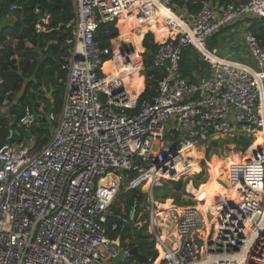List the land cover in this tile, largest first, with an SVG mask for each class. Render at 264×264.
<instances>
[{
  "label": "built area",
  "instance_id": "2783aa9c",
  "mask_svg": "<svg viewBox=\"0 0 264 264\" xmlns=\"http://www.w3.org/2000/svg\"><path fill=\"white\" fill-rule=\"evenodd\" d=\"M198 5L177 13L173 0H72L69 57L61 65L66 77L58 80L62 103L46 115L53 131L39 145L33 136L38 116L26 106L0 145V264H115L130 248L110 234L130 221L156 252L146 264H264V47L248 29L242 34L247 61L204 47L224 27L264 19V0ZM160 11L174 35L154 42L151 67L161 76L154 95L140 100L145 81L135 94L125 78H142L144 50L134 57L118 23L124 17L152 29ZM102 26L116 37L102 43ZM103 35L111 37L110 30ZM185 47L208 64L209 75L194 70L196 81L182 75ZM111 61L123 68L113 76L103 70ZM3 85L0 75V93ZM235 133L252 139L247 149L261 135L255 154L229 167L227 186L238 200L215 202L204 213L196 202L158 217L153 191L189 175L193 148ZM118 199L122 214L108 224Z\"/></svg>",
  "mask_w": 264,
  "mask_h": 264
},
{
  "label": "trees",
  "instance_id": "16d2710c",
  "mask_svg": "<svg viewBox=\"0 0 264 264\" xmlns=\"http://www.w3.org/2000/svg\"><path fill=\"white\" fill-rule=\"evenodd\" d=\"M212 1L221 5L231 3L237 4L238 2H247L248 0ZM5 2L6 0H0V43L3 46V49L0 52V75L4 81L0 93V104L6 99L9 100L5 115L7 118L9 117V120H12V124L9 123L8 125L9 121L0 116V138L2 137V139H5L10 128L14 127L15 122L22 116L24 108L29 106L38 116L37 124L33 128V136L37 139L38 144L41 145L48 140L54 128V124H51L46 120V115L49 111L58 113L62 103L63 88L58 80H64L66 77L65 72L61 70V65L65 64L66 59L69 57L66 41L69 39L70 33L69 30L66 29V25L73 17L72 0H11V5L14 6L15 9L10 12L8 17H6L7 23L4 24L2 9ZM198 2L199 0H173V6L177 13H180L185 9L194 12L198 10ZM9 16L12 17V19H9ZM46 16H49V18L47 24H44L43 20ZM242 24L244 26L243 28L248 29V31L253 33L260 45L264 47V19H246L243 22L224 27L217 34L212 36L211 39H217L223 47L230 50L231 58H234L232 60H248V52L245 47L242 46V43L238 41V38H240L239 35L237 36L235 33L236 27ZM37 25H40L43 28V30L38 33L36 32ZM105 28L110 30L111 37H105L103 35ZM118 28L122 42L127 43L128 46L134 49V57L138 56V54L144 50L142 58L144 65L143 72L146 78V88L141 94L140 100L147 99L154 95L156 81L161 75L157 70L151 67L152 59L156 51V44L154 43L153 35L146 32L152 31L156 36L159 33V28H142L139 32L140 37L138 40L136 39V34L134 32L124 34L127 29L125 28L123 19L120 27L118 23ZM232 30L233 32L229 33V31ZM116 35L117 32L112 27L102 26L99 37L100 41L105 43V41L108 42L110 38H114ZM173 35L172 31L162 33L160 37L155 38V41L160 43ZM141 41L144 49L141 47ZM216 51L218 54L219 52L217 49ZM221 56L222 55H220V57ZM112 62L113 61L108 62L105 65L106 73L110 72L109 69L111 68ZM194 70H198L200 75H209L211 72L208 64L202 61L199 54L192 47H185L182 51L181 60L182 75L186 78H190L192 81H196L192 77V72ZM133 74H135V79L133 78ZM133 74L130 75L136 81V85H139L140 89L142 86V80L136 77V73ZM130 75H128L125 80ZM43 88L46 89V93L51 91L50 99L45 97ZM51 99H53L52 103H50ZM41 103L45 104L44 111L38 110L40 109ZM251 142V138L236 137L234 139V144L241 150H245ZM0 144H2L1 141ZM203 145L206 146V144H202L197 149L200 155H202L204 149ZM259 147L260 143L257 139L253 146L252 156ZM250 150L251 146L246 150L243 158H241L240 152L227 153L224 158L231 161V164L239 163L241 160L247 159ZM211 160L217 162L219 157L213 156ZM216 165L218 166V164ZM195 166H197V162ZM230 166H226L225 168H229ZM210 168L215 175L213 166ZM218 181L221 189L224 191L227 183L226 180L220 179ZM170 184H173L177 189L181 187L180 181L175 183L170 182ZM234 196L239 198V195L236 192ZM122 199L123 197L120 198V200ZM225 200L226 198L219 202H225ZM143 201V198H141L140 202ZM124 203L126 204L127 211L132 204L131 197L127 196ZM214 203L215 202H212L211 199L207 197L203 211L205 212L206 208ZM113 207L111 208L112 215L109 217L108 224L116 221L117 214L114 213ZM179 207L181 206L179 205ZM139 209L140 207L137 208V210ZM159 209H161L163 214L165 207ZM117 235H120V237ZM131 236L132 233L130 230L124 228L122 225L119 226L116 232L110 234L111 238L120 239L121 247L129 246L130 250L134 247V244L130 243V238H132L134 243V239ZM139 236L142 239L147 240L145 234L139 232ZM126 239L129 240V245L125 244ZM155 257L156 252L153 249V245L146 243L138 246L136 254L129 256L124 261L117 264H146L148 258Z\"/></svg>",
  "mask_w": 264,
  "mask_h": 264
},
{
  "label": "rangeland",
  "instance_id": "374dc122",
  "mask_svg": "<svg viewBox=\"0 0 264 264\" xmlns=\"http://www.w3.org/2000/svg\"><path fill=\"white\" fill-rule=\"evenodd\" d=\"M9 14L10 12H8V15ZM9 19H12V17L9 16ZM122 19L123 18L120 19L119 27L122 22ZM3 22L4 24H6L7 19L4 18ZM157 28H159L158 29L159 33L156 36H154L155 38L160 37L162 33H168L169 31H171V29L166 25L164 26L160 24L159 26H157ZM130 32L133 33L132 29H127L124 34L130 33ZM138 32L140 31L138 30ZM119 35H120V31H119ZM139 37H140L139 34L136 33V39H138ZM154 42H156L155 39H154ZM204 47L208 49L209 51H212L213 48L214 49L216 48L219 52L217 55L219 56L222 55L221 57L223 58L234 59L233 57L231 58V51L223 47L222 44L217 39L216 40H213L211 38L207 39L206 42L204 43ZM141 76L142 78L136 74V77L139 78L140 80L143 79L146 84V78H145V74L143 71L141 73ZM129 77H131V75ZM133 78L135 79V74H133ZM43 90L45 92V97L50 99L51 91L46 93V89L43 88ZM52 101L53 99L50 100V103H52ZM8 103H9V100L6 99L2 102V104H0V116L8 120L9 121L8 125H9V123L12 124V120H9L8 119L9 117L7 118L5 115L7 111ZM44 105H45L44 103L40 104L41 111H44ZM8 134L5 137V139H2L1 137L2 144L8 143L9 141ZM235 136L239 137L237 133H235ZM255 137L256 139L254 138L255 139L254 141H256L257 139L260 140L258 136H255ZM234 139L228 136H220V137L213 136L210 139H208L207 142L205 143L203 142L204 144H206V146L203 145L204 149L202 151V155L199 154L198 150L196 152L197 154L194 153L198 157L197 166L194 165L193 167H191L188 172L189 175H185L179 180L181 184V187L179 189H177L173 184H170V183H166L165 186L162 188L155 189L153 191V196H154V199L157 201L156 203L157 210H158L157 215L163 216L162 211L159 208L165 207V209L176 210L177 208L173 207V206H176L180 209H183L188 206L195 205L196 202H197V205H196L197 209L201 210V208L202 209L204 208L207 197L210 198L212 202H219L224 198H226L225 201H231V202L237 201L238 198L234 196L235 192L229 189L227 186V183H228L227 176H228L229 168H225V167L230 166L231 161H229L228 159H225L224 157L227 153L240 152V156L241 158H243L245 156V152L247 148L245 150H241L239 147H237V145L234 144ZM254 144L255 142L251 145V150L248 152V157L246 160L252 157V151H253ZM260 146H261V143H260ZM213 156L219 157V160L217 162L212 161L211 158ZM216 164H218V166ZM211 166H213L215 175L213 174L212 169L210 168ZM220 179L226 180L227 182L226 189L229 190L228 200L224 194L225 188L223 191L221 189V186L219 185L218 180ZM120 204H121V201L118 199L114 204L115 206L114 205H113L114 207L112 206L114 208V213H116L117 215L122 214V211L119 210ZM161 204H165V205H161ZM179 205L181 207H179ZM143 207L144 205H142L139 210H141ZM139 210L136 209V211H139ZM168 214L169 215L174 214V212L168 211ZM146 218H147V215L145 214V216H143V218L141 219L143 220ZM206 219L211 222L214 219V217L208 215ZM140 233L144 234L143 231ZM117 236L120 237V235H117ZM130 241H131L130 242L131 244H134L132 241V238H130ZM108 264H111V263H108Z\"/></svg>",
  "mask_w": 264,
  "mask_h": 264
},
{
  "label": "bare ground",
  "instance_id": "6f19581e",
  "mask_svg": "<svg viewBox=\"0 0 264 264\" xmlns=\"http://www.w3.org/2000/svg\"><path fill=\"white\" fill-rule=\"evenodd\" d=\"M164 12L163 11H160L159 13H158V20H159V24H158V26L160 25V24H163V22L164 21H162V18H164L163 16H164ZM124 18V17H123ZM129 20H131V19H129V18H124L123 19V21H125V23H127ZM132 22H134L133 20H131ZM162 21V22H161ZM131 23V22H130ZM135 24V25H134ZM134 24H131V26H132V28L135 30V29H137L138 27H136L137 26V24L134 22ZM131 26L129 27V28H131ZM155 27H157V26H155ZM139 30H141V28H138ZM133 31V30H132ZM108 63V62H107ZM107 63H105L104 64V66H103V70H104V67H105V65L107 64ZM121 70H123V68L120 66V64L118 63V62H112V65H111V68H110V72L109 73H107V74H109L110 76H113V75H115V74H118L119 72H121ZM128 91H129V89H128ZM130 92V91H129ZM132 92H134L135 94H137L136 92H135V89H132L131 90V93ZM256 136H258V138L259 139H261V135H256ZM259 143H261V140H259ZM201 146V145H200ZM200 146H198V147H196V148H193V150L189 153V155L190 156H192L195 160H193L192 161V163H191V167H193L195 164H196V162H197V156L195 155L196 154V151H197V149L200 147ZM195 153V154H194ZM228 191L229 190H227L226 188H225V191H224V194H225V196L227 197V199H228V195H229V193H228ZM233 191V190H232ZM234 194V193H233ZM226 202V201H225ZM182 210L183 209H180V210H173V209H166V210H164V212L163 213H165V217H168V211H174V212H177V213H181L182 212ZM202 208H201V210H199L201 213H202ZM163 217V216H162ZM163 237H164V235H163Z\"/></svg>",
  "mask_w": 264,
  "mask_h": 264
},
{
  "label": "water",
  "instance_id": "95a60500",
  "mask_svg": "<svg viewBox=\"0 0 264 264\" xmlns=\"http://www.w3.org/2000/svg\"><path fill=\"white\" fill-rule=\"evenodd\" d=\"M11 6V0H6L3 9H2V17L6 18L8 16V11H9V7ZM124 228L130 230V232L132 233V237L134 239V247L129 250V252L127 254H125L124 252H121L119 254V256L114 260V263L117 264L120 261L124 260L127 256H133L134 254H136L137 252V248L138 246H140L141 244H146L149 243L148 240L142 239L139 236V233L137 231V227L133 225V223L130 221L127 224L123 225Z\"/></svg>",
  "mask_w": 264,
  "mask_h": 264
},
{
  "label": "crops",
  "instance_id": "0c3cea01",
  "mask_svg": "<svg viewBox=\"0 0 264 264\" xmlns=\"http://www.w3.org/2000/svg\"><path fill=\"white\" fill-rule=\"evenodd\" d=\"M124 19V18H123ZM162 21H165L164 20V18H162ZM161 21V22H162ZM131 22V23H130ZM124 23H125V21H124ZM131 24H134V22H132L131 20H129L127 23H125V28L126 29H132L133 30V32L136 34V33H138L139 34V32H138V28L137 29H133L132 28V26H131ZM135 25V24H134ZM131 26V28H129ZM165 26V25H164ZM244 26H243V24L242 25H238L237 27H236V29H235V33H236V35L238 36L239 35V37L240 38H238V41L239 42H241L242 43V46H244V42H243V40H242V34H243V32L246 30L245 28H243ZM140 31V30H139ZM232 33L233 32V30L232 31H229V33ZM139 39V38H138ZM137 39V40H138ZM245 50V49H244ZM246 59V58H245ZM247 59H248V56H247ZM247 61V60H246ZM110 70V69H109ZM104 72L106 73V71H105V67H104ZM107 74V73H106ZM126 82H127V84L129 85L128 86V89H129V91H130V93H131V90L132 89H135V92L138 94L140 91H141V89H142V86H143V83H142V86H141V88L139 89V85H136V81L132 78V77H128L126 80H125ZM197 152V151H196ZM197 154V153H196ZM167 206V205H166ZM173 207H175V208H177L176 210H180V208H178V207H176V206H173ZM166 210V209H165ZM158 211V210H157ZM202 213H204V211L202 210ZM163 218H165V213H163Z\"/></svg>",
  "mask_w": 264,
  "mask_h": 264
}]
</instances>
